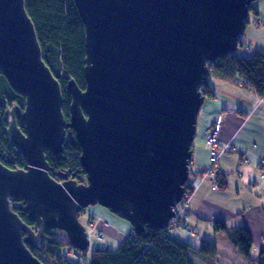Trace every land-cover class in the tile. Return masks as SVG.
<instances>
[{
  "label": "water",
  "instance_id": "1",
  "mask_svg": "<svg viewBox=\"0 0 264 264\" xmlns=\"http://www.w3.org/2000/svg\"><path fill=\"white\" fill-rule=\"evenodd\" d=\"M252 1L73 0L84 26L85 85L68 80L66 120L24 0H0V69L25 97L23 110L5 105L6 139L25 166L0 162V264H44L30 249L54 229L88 251L78 212L91 205L127 220L137 236L145 225L167 226L188 179L208 63L235 53ZM67 128L85 183L48 173L45 150L60 153ZM12 199L24 201L33 228Z\"/></svg>",
  "mask_w": 264,
  "mask_h": 264
},
{
  "label": "trees",
  "instance_id": "2",
  "mask_svg": "<svg viewBox=\"0 0 264 264\" xmlns=\"http://www.w3.org/2000/svg\"><path fill=\"white\" fill-rule=\"evenodd\" d=\"M24 6L33 22L42 58L60 82L63 95L62 110L68 120L70 93L66 89L67 82L73 78L80 88H84L85 85L83 23L73 0H24ZM209 65L212 74L222 79L232 81L234 74L238 73L246 80L243 86L253 90L260 97L264 96V53L254 50L246 55L230 54L217 58ZM202 92L208 97L213 95L207 85L202 88ZM24 103L25 97L11 88L0 69V162L12 169L24 168L25 161L21 155L15 153L14 146L7 142L4 132L5 105L9 107L17 105L23 110ZM17 125L23 131L24 122L19 118ZM67 132L69 135L64 139L63 150L60 153L53 154L45 150L48 173L58 181L62 180L63 173L69 178L85 182L86 174L80 164V146L74 131L68 128ZM217 178L219 186H225L226 183L219 174ZM188 183L189 181L184 184L186 188ZM17 202L18 204L12 207L13 211L26 224L33 225L22 209L24 201L19 199ZM92 218L93 216H90L89 220ZM213 226L215 229L227 231L230 241L246 259L252 262L257 260L250 256L252 238L245 225L228 227L224 221L217 220ZM162 232L163 230H154L145 225L144 232L139 236L131 231L115 249L93 248L89 257L86 256L88 251H84L79 254L78 262L75 263H70L65 258L66 252L57 249L60 245L67 246L68 243L57 241L54 236L47 235L48 243L40 250H30L44 264H192L187 256L188 249L192 246L172 233L162 236ZM197 251L213 255L216 250L213 244L204 241ZM39 253H45V257L41 258ZM263 253L262 251L259 254L258 264H264Z\"/></svg>",
  "mask_w": 264,
  "mask_h": 264
},
{
  "label": "rangeland",
  "instance_id": "3",
  "mask_svg": "<svg viewBox=\"0 0 264 264\" xmlns=\"http://www.w3.org/2000/svg\"><path fill=\"white\" fill-rule=\"evenodd\" d=\"M258 13L260 14L259 18L256 16ZM251 40H254L255 43H258V46L255 44L256 47H260L261 50L264 49V0H253L252 2H250L247 26L242 38L238 41L235 53L246 55L254 50L264 53V50L261 51L258 48H254V50L251 49L250 47L253 46L250 42ZM210 63L211 62L208 63L210 72L209 77L212 75V71L209 65ZM238 77L239 74L235 73L233 76L234 81H232L238 86H241L235 79ZM205 98L209 97L205 95ZM263 98L264 96H261L259 97V100ZM201 112L202 107L200 108L197 115L196 132H200V129L205 125L204 116L201 115ZM222 115L224 116V113H222ZM67 129H65L64 139H66L69 135L68 132L66 133ZM219 146L222 147L223 145L219 144L218 147ZM229 148L230 150L232 149L231 147ZM222 154H224V152H222ZM222 154H220V156ZM233 176H235L236 178L238 177L235 172H233ZM67 178L68 180H74L77 183L86 182H80L75 178ZM61 179L62 180L60 181L67 180L65 179V177H63V173ZM187 181H189V178L187 179ZM184 188L186 190L185 194L188 195V193L190 192L189 183L187 188L185 186ZM235 188L238 189V193L236 192ZM222 191H224V204H219V202L214 201H203L202 205H200L201 212L197 213L198 217L196 218L194 216L191 217V213L186 202L187 196H184V198L179 202V205H182L184 209H187V214L185 213V215H189V218L187 219L184 215H182L177 219H173L179 220L180 223L175 221L176 223L173 224V222H171L172 229L175 230L172 234L192 246V248H189L187 252L188 259L192 264H258L257 261L259 258V254L262 251L264 252V213L261 209V205L264 204V196H262L259 200H256L255 198L252 199L245 189H243L242 187L240 188L239 184L238 186L237 184H235V180L232 181V184L229 185L228 188ZM182 203L186 205L184 206ZM91 206L92 208H99L103 210L106 209L107 213L105 214H107V216L112 219L115 218V220H113V222L110 219H108L109 221L106 220L107 218L97 219V217L93 215L94 217L90 221L89 218L90 216H92V214L89 211L95 213V209L89 210L90 206H88L86 209H81L78 212V218L80 222L86 226L88 232L90 244L89 250L86 255L87 257L90 256V252L93 248L108 247L110 249H115L116 247H118L121 241L126 237L127 233L124 227H127V223H129L127 220L115 215L107 208H102L98 205ZM217 220H223L228 227L245 225L248 228L252 238L250 256L253 259H257L255 262L249 261L244 257L238 247H236L230 241L227 231L214 228V222ZM183 222H185L186 224L188 222V225L186 227L187 230L183 228ZM31 227L33 228V226ZM161 230H164V228ZM46 236L40 241L39 249H35V251L40 250L43 245H47L48 242ZM49 236H54V239L62 243H68L66 234L61 230L54 229L53 234ZM204 241L214 245L216 251L213 255L197 251ZM57 249L60 252H66L65 254L75 250L71 248L69 244H67V246L60 245ZM75 252L76 255L82 253L77 250H75ZM39 256L41 258H44L45 253H39ZM262 257L264 259V253Z\"/></svg>",
  "mask_w": 264,
  "mask_h": 264
},
{
  "label": "crops",
  "instance_id": "4",
  "mask_svg": "<svg viewBox=\"0 0 264 264\" xmlns=\"http://www.w3.org/2000/svg\"><path fill=\"white\" fill-rule=\"evenodd\" d=\"M256 16L259 18L260 14ZM250 42L253 45H250L251 49L261 50L260 47H256L258 43L254 40ZM207 86L213 95L205 98L202 104L201 115L204 116L205 125L200 132H195L189 164L190 171L196 175L206 170L209 150L205 137L209 127L220 113H224V120L218 142L228 143L232 149L222 154L217 163L219 177L225 181V186L214 188L211 177L206 175L201 178L198 188L190 195L187 204L191 217L195 218L198 217L197 213L201 212L200 205L203 201L224 204V191L222 190L228 188L233 180L237 186L239 184L240 188L245 189L252 199L259 200L264 196V98L259 100L260 96L253 90L238 86L231 80L222 79L213 74L209 77ZM233 172L238 175L237 178L233 176ZM235 190L238 193V189L235 188ZM90 209H95V213L89 212L97 219L115 220L105 214L106 209H104L106 212L103 209L92 208V206ZM261 209L264 213V204L261 205ZM124 228L127 236L132 231L130 223H127V227Z\"/></svg>",
  "mask_w": 264,
  "mask_h": 264
},
{
  "label": "built area",
  "instance_id": "5",
  "mask_svg": "<svg viewBox=\"0 0 264 264\" xmlns=\"http://www.w3.org/2000/svg\"><path fill=\"white\" fill-rule=\"evenodd\" d=\"M240 77V76H239ZM235 78L236 81L238 82L239 85L243 86L245 85L246 83V80L242 77L240 78ZM223 119H224V116L221 114H219L217 116V118L215 119V121H213V123L211 124V126L209 127L208 129V132H207V137L205 139V143H206V146L208 147V150H209V160H208V165H207V168L206 170L202 173V174H196V175H191L189 176V190L190 192L188 193V195H184V196H187L186 197V202L188 203V200L190 198V195L192 194L193 191H195L198 186H199V183H200V180L203 176H210L211 177V181H212V186L214 188L218 187L219 184H218V181H217V176H218V158L220 156V154H222V152H228L230 150V146L228 144L222 146V147H218V136H219V131H220V128H221V124L223 122ZM263 165H264V161H263ZM184 196H182L181 200L184 198ZM180 200V201H181ZM179 201V202H180ZM179 202L178 204L175 205V207H173V211H174V216L169 220L170 221V224L171 222H173V224H175L177 221L178 223L179 220H173V219H177L179 216H182L184 215L187 219L189 218L188 216L189 215H185V213L187 214V209L183 208L182 205H179ZM184 206L186 204L182 203ZM183 224V228L185 230L187 225H188V222L187 224L185 222L182 223ZM185 224V225H184ZM172 226V225H171ZM189 230V229H188ZM167 234V232L165 230H163L162 232V236H165ZM65 258L70 262H78V259H79V255H76V252L75 250L74 251H70L69 253H67L65 255Z\"/></svg>",
  "mask_w": 264,
  "mask_h": 264
},
{
  "label": "bare ground",
  "instance_id": "6",
  "mask_svg": "<svg viewBox=\"0 0 264 264\" xmlns=\"http://www.w3.org/2000/svg\"><path fill=\"white\" fill-rule=\"evenodd\" d=\"M240 76V75H239ZM206 137H207V134H206ZM205 137V138H206ZM218 144H220L219 142H218ZM226 144H228V143H226ZM226 144H221V145H226ZM229 145V144H228ZM230 146V145H229ZM208 148V147H207ZM191 175H193V173H190V167H189V175H188V178H189V176H191ZM185 192H186V190H184V192H183V195L182 196H184L185 195ZM164 230L167 232V233H173L174 232V229H172V226H171V224H170V221L168 222V224H167V226L166 227H164Z\"/></svg>",
  "mask_w": 264,
  "mask_h": 264
},
{
  "label": "flooded vegetation",
  "instance_id": "7",
  "mask_svg": "<svg viewBox=\"0 0 264 264\" xmlns=\"http://www.w3.org/2000/svg\"><path fill=\"white\" fill-rule=\"evenodd\" d=\"M12 107V106H11ZM19 200V199H18ZM17 199H12L11 201H12V203H13V205H12V207L15 205V204H18V201ZM33 225H34V223H33ZM33 225H30V226H33Z\"/></svg>",
  "mask_w": 264,
  "mask_h": 264
}]
</instances>
